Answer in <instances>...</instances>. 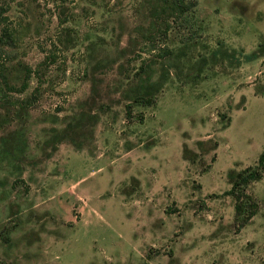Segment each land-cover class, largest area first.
<instances>
[{
	"label": "rangeland",
	"instance_id": "obj_1",
	"mask_svg": "<svg viewBox=\"0 0 264 264\" xmlns=\"http://www.w3.org/2000/svg\"><path fill=\"white\" fill-rule=\"evenodd\" d=\"M184 1L0 0V85L27 99L0 103L25 138L0 148V264H264V173L242 226L225 192L264 148V0ZM141 61L157 89L128 110Z\"/></svg>",
	"mask_w": 264,
	"mask_h": 264
},
{
	"label": "trees",
	"instance_id": "obj_2",
	"mask_svg": "<svg viewBox=\"0 0 264 264\" xmlns=\"http://www.w3.org/2000/svg\"><path fill=\"white\" fill-rule=\"evenodd\" d=\"M151 5L149 6V12L152 16V19L156 22H167L168 19H173L177 16H181L184 13V10L187 8L188 3L184 0H149ZM1 6H0V17L2 20L5 18L1 16ZM167 24V23H166ZM11 37V32L5 26H1L0 32V42L8 41ZM9 38V39H8ZM154 46L152 43H149L146 47L147 50L153 49ZM163 52L160 55L164 54L166 50H162ZM146 63L141 61L134 69L133 79L135 80L134 84L130 88V101L125 105L128 107L133 103L139 104H149L153 97V92L157 89L156 82L149 81V73H145ZM2 67L0 69V78L4 88H11V85H8V78L4 73ZM20 82L19 89L25 87L26 80L28 77V73L30 69L25 65L20 66ZM143 73V74H142ZM142 74V75H141ZM136 78V79H135ZM1 100H4L6 103H10V106H14L15 103L22 104V101L27 102L26 98L22 99H12L9 97H5L4 90L0 85V103ZM20 106V105H18ZM9 109L6 108V115L8 114ZM14 115L16 113V109L13 107L11 110ZM81 115H77L75 117V123L69 125L67 129L59 131L57 134L58 137L64 135L69 136L74 133L75 126H78L80 121L82 120ZM4 117L0 116V127L3 124ZM73 127L74 129H71ZM0 148L1 151L11 152L20 151L25 147V138L24 134L20 129L11 128L8 129L4 135L0 137ZM264 173V148L259 152L256 161L253 164H248L240 169H230L227 172V181L229 183V187L225 190L226 193L232 196L233 198V221L237 224V226L244 225L249 218L256 212L257 203L250 192L247 191V186L253 180H257Z\"/></svg>",
	"mask_w": 264,
	"mask_h": 264
}]
</instances>
